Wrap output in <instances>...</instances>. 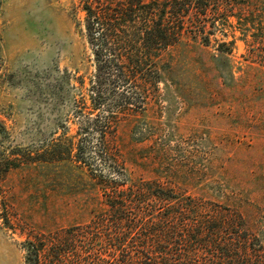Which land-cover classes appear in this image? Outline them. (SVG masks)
<instances>
[{"label":"rangeland","instance_id":"obj_1","mask_svg":"<svg viewBox=\"0 0 264 264\" xmlns=\"http://www.w3.org/2000/svg\"><path fill=\"white\" fill-rule=\"evenodd\" d=\"M85 2L0 0V264H24L26 241L70 230L65 264L157 258L150 226L107 219V194L140 187L151 211L159 188L231 217L264 264V0H187L166 14L183 38L129 86L104 156Z\"/></svg>","mask_w":264,"mask_h":264},{"label":"trees","instance_id":"obj_2","mask_svg":"<svg viewBox=\"0 0 264 264\" xmlns=\"http://www.w3.org/2000/svg\"><path fill=\"white\" fill-rule=\"evenodd\" d=\"M186 1L87 0L84 3L83 12L95 63V77L89 96L90 113L105 111L108 114L102 125L95 126L99 131L103 156L107 155L104 149L106 126L115 123L116 116L131 105L128 103L129 86H140L144 71L151 67L157 69V59L162 52L179 45L182 40L181 28L171 30L168 27L171 18L166 14L174 15L176 10H179L178 15L184 12L185 8L180 7ZM101 102L106 103L107 110L99 107ZM88 119L98 120V115ZM125 183L124 180H111L112 189ZM140 188V191L134 190L126 195L113 192L106 198L109 222L117 226L131 221L129 225L133 228H139L133 225L132 222H135L141 229L150 226L155 232L156 239L152 242L156 243L154 250L158 257H149L147 245L143 264H167L168 257L173 258L174 264H255L253 261L256 259L249 257L248 238L237 235V225L231 217H209L202 213L196 201L187 198L186 202H181L172 190L159 188L158 192H153L156 194H152L153 203L159 206H156V211H151L142 205L144 187ZM70 235L71 230L66 231L63 237L35 236L26 241L24 264H65ZM146 240L149 243L150 238L146 237Z\"/></svg>","mask_w":264,"mask_h":264}]
</instances>
